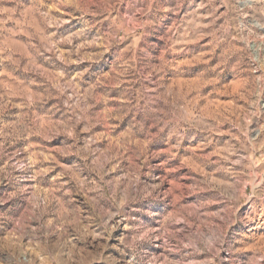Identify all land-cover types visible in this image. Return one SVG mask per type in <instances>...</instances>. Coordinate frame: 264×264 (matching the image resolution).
<instances>
[{
    "label": "rangeland",
    "instance_id": "1",
    "mask_svg": "<svg viewBox=\"0 0 264 264\" xmlns=\"http://www.w3.org/2000/svg\"><path fill=\"white\" fill-rule=\"evenodd\" d=\"M0 264H264V0H0Z\"/></svg>",
    "mask_w": 264,
    "mask_h": 264
},
{
    "label": "clouds",
    "instance_id": "2",
    "mask_svg": "<svg viewBox=\"0 0 264 264\" xmlns=\"http://www.w3.org/2000/svg\"><path fill=\"white\" fill-rule=\"evenodd\" d=\"M157 187L156 185H151V186H141L139 188H133L130 195L129 199L136 200L138 201V204L140 206L136 207L134 210L135 211H147V209L143 208V203L145 201H148V198H153L155 199L156 197L159 196V193L157 192ZM149 214H151L149 212Z\"/></svg>",
    "mask_w": 264,
    "mask_h": 264
}]
</instances>
